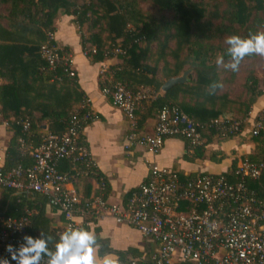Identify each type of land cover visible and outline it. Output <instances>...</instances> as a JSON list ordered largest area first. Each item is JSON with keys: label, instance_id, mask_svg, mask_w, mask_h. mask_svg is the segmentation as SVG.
<instances>
[{"label": "trees", "instance_id": "obj_1", "mask_svg": "<svg viewBox=\"0 0 264 264\" xmlns=\"http://www.w3.org/2000/svg\"><path fill=\"white\" fill-rule=\"evenodd\" d=\"M144 5L150 6L153 13H147ZM0 10V79L6 82L0 87V124L6 122L8 132L12 133L6 158L4 155L5 173L19 165L34 164L21 150V139L38 146L45 136V127L49 133L61 134L72 115L84 114L82 108L74 109L77 104H86L78 91L77 76L70 77L65 67L50 69L41 54L42 47L50 42V35L57 33L60 15L77 27L83 51L98 50L96 55L87 56L91 62L118 61L108 69L106 79L100 83L102 89L112 81L133 93L144 89L153 92L155 98L139 104L136 116L145 103L156 108L158 114L165 107H177L203 126L204 141L200 146H192L185 138L172 137L186 142L189 161L205 158V138H232L222 136L216 129L209 131L213 121H248L253 107L264 96V72L260 77L255 69L256 55L245 57L235 72L217 64L221 57L225 64L231 61L225 44L227 37L237 35L247 39L264 33V0H0ZM87 26L89 37L81 32ZM114 49L122 53L113 55ZM62 51L67 55L66 50ZM246 59L252 60L248 66L243 65ZM186 73L185 83L163 91L167 81ZM261 116L264 126V112ZM25 122L29 123L26 135ZM138 131L141 133L139 124ZM251 138L256 152L242 161L260 163L264 160V131L259 137ZM238 166L239 163H234L229 173L216 176L233 182ZM58 170L63 174L74 172L69 160L60 161ZM95 174L104 184L99 196L105 192L106 199L108 183ZM180 176L184 181L198 175ZM78 180L74 178L73 183ZM247 187L264 203V169L258 181H247ZM0 189L3 190L0 217L20 219L31 213L29 236L48 240L49 251L54 252L60 235L67 230L53 228L47 214V199L37 192ZM80 200L82 207L94 201L81 197ZM191 208L188 204V210ZM93 217L96 218L91 215L89 222H94ZM62 218L65 220L63 215ZM83 229L89 231L88 227ZM149 239L153 242L154 257L161 242ZM96 240L100 257L111 254L121 261L133 257L152 263V257H143L140 249L116 251L100 235H96ZM173 264L193 263L175 260Z\"/></svg>", "mask_w": 264, "mask_h": 264}, {"label": "built area", "instance_id": "obj_2", "mask_svg": "<svg viewBox=\"0 0 264 264\" xmlns=\"http://www.w3.org/2000/svg\"><path fill=\"white\" fill-rule=\"evenodd\" d=\"M54 42V44H51ZM98 50L84 51L85 56L96 55ZM122 53L114 49L113 55ZM43 60L50 69L65 67L70 77H75L73 58L63 54L50 35V42L41 49ZM108 68L101 70L106 79ZM103 95L111 99L114 107L124 112L131 123L132 132L127 149L144 148L157 156L165 141L172 137L188 139L192 146L203 144V126L192 121L177 107L160 110L153 134L138 131L136 111L139 104L155 98L150 90L129 91L112 81L105 85ZM84 114L71 116L67 129L61 134L47 132L40 145L20 140L21 150L33 160V166L19 165L15 170H3L4 150L0 148V188L37 192L43 195L48 206L56 208L67 221L68 228L78 229L75 218L92 215L96 218L110 216L119 224L129 225L147 238L161 242L152 257V263L143 259L118 260V264H173L176 261L193 264H264V203L259 202L247 181H258L264 169L260 163L242 162L235 172V181L224 176L198 175L182 180L180 173L153 165L149 179L129 200L126 208L109 205L104 194L82 207L80 195L69 185L74 178H91L96 174V163L82 145L81 131L97 120L88 103L82 107ZM250 125V128L248 129ZM216 129L222 136L237 137L248 129L252 137L264 131L260 119L245 122L213 121L208 130ZM29 132V123H23V133ZM62 160L72 162L73 174L58 170ZM101 189L104 184L101 183ZM188 204L192 208L188 210ZM29 213L20 219L0 217V260H11L6 249L14 251L26 246L24 236H29ZM42 258L40 264H48Z\"/></svg>", "mask_w": 264, "mask_h": 264}, {"label": "crops", "instance_id": "obj_3", "mask_svg": "<svg viewBox=\"0 0 264 264\" xmlns=\"http://www.w3.org/2000/svg\"><path fill=\"white\" fill-rule=\"evenodd\" d=\"M4 26H7V23H4ZM55 41L61 49L67 51V55L73 58L78 91L83 94L89 109L97 116L95 122L82 129L81 141L95 161L96 172L101 175V180H106L108 183L105 200L109 205L126 208L132 196L149 179L150 169L153 165L176 171L185 176H216L229 173L234 163L240 165L244 157L255 154L256 144L249 134V128L243 135L229 139L219 136H215L212 140L209 137L205 138L206 156L204 159L195 161H189L186 158L189 154L186 142L175 138L167 139L157 156L144 148L127 149V140L132 132L131 123L124 112L114 107L111 99L103 95L100 84L103 67L109 69L113 64H118V61L113 59L97 64L91 62L84 54L77 27L64 16L57 21ZM158 79L161 80V77ZM5 83L0 79V87ZM83 106L84 103H80L75 105L74 109L78 111ZM263 112L264 96L253 107L251 117ZM137 116L140 132L153 134L158 117L157 109L149 103H145L139 108ZM0 121H2L1 116ZM7 127L6 122L0 124V148L4 150L5 158L12 139V133L8 132ZM47 128L45 127L43 130L45 134L48 131ZM100 186L101 182L95 175L91 179L82 178L72 182L69 188L75 189L82 200L87 198L95 200L102 192ZM2 193L3 190L0 189V199ZM47 214L53 221L54 229L67 230V221L63 220L58 211H54L48 206ZM90 219H92L90 215H79L75 218V224L78 229L88 227L95 236L100 235L102 239L109 240L111 247L116 251L137 248L144 253L143 257L145 258H150L154 254L153 242L133 227L119 224L108 215L100 218L93 217L94 222H89ZM97 255L100 257L98 250Z\"/></svg>", "mask_w": 264, "mask_h": 264}, {"label": "clouds", "instance_id": "obj_4", "mask_svg": "<svg viewBox=\"0 0 264 264\" xmlns=\"http://www.w3.org/2000/svg\"><path fill=\"white\" fill-rule=\"evenodd\" d=\"M227 55L231 57L228 64L223 57L217 60L218 65L237 71L241 61L247 56H264V33L252 35L247 39L231 35L226 38ZM50 239V238H49ZM26 246L14 251L12 245L7 246L11 253V260L15 264H40L43 256L49 257L48 264H118V260L111 254L98 257L96 236L93 232L83 228L65 231L60 235L55 251L48 248V240L24 236ZM0 264H10L9 260H0Z\"/></svg>", "mask_w": 264, "mask_h": 264}, {"label": "rangeland", "instance_id": "obj_5", "mask_svg": "<svg viewBox=\"0 0 264 264\" xmlns=\"http://www.w3.org/2000/svg\"><path fill=\"white\" fill-rule=\"evenodd\" d=\"M144 10L149 13V14H152L153 11L152 9L150 8V6L148 5H144L143 6ZM1 11V10H0ZM61 17H63L62 15L59 16L58 19H60ZM88 29V26L85 27L81 32L83 35L89 37L90 36V32L87 30ZM257 56V59H256V62L257 64H255V69L256 71L260 74V77L263 76V72H264V56H259V55H256ZM252 63V60L251 59H246L243 63L244 66H248ZM243 83V82H242ZM236 84L239 86V82H236ZM262 113H259L258 115H256L255 117H251V120H255V119H259L261 118L262 116ZM250 128V125L249 127ZM175 263V262H174Z\"/></svg>", "mask_w": 264, "mask_h": 264}, {"label": "water", "instance_id": "obj_6", "mask_svg": "<svg viewBox=\"0 0 264 264\" xmlns=\"http://www.w3.org/2000/svg\"><path fill=\"white\" fill-rule=\"evenodd\" d=\"M187 75L188 73L184 74L182 77L180 78H175V79H171L169 80L163 87V91L164 92H167L168 90H170L171 88H173L174 86L176 85H179V84H183L186 82L187 80Z\"/></svg>", "mask_w": 264, "mask_h": 264}]
</instances>
